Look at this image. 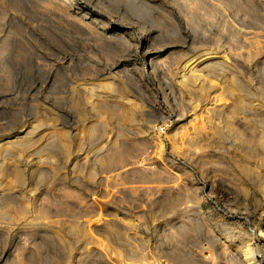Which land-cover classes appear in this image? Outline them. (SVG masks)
<instances>
[{
	"label": "rangeland",
	"instance_id": "1",
	"mask_svg": "<svg viewBox=\"0 0 264 264\" xmlns=\"http://www.w3.org/2000/svg\"><path fill=\"white\" fill-rule=\"evenodd\" d=\"M251 241L264 0H0V264H257Z\"/></svg>",
	"mask_w": 264,
	"mask_h": 264
},
{
	"label": "bare ground",
	"instance_id": "2",
	"mask_svg": "<svg viewBox=\"0 0 264 264\" xmlns=\"http://www.w3.org/2000/svg\"><path fill=\"white\" fill-rule=\"evenodd\" d=\"M218 58H220V56H218L217 54H212L210 52H207V53H204V54L199 55L194 60H192V62L190 63V72H188V74L190 73V75L192 76V72L194 70L196 71L199 66H204V67L209 66V65H211L213 63H216L217 60H218ZM124 117H125L124 119H126L128 122L129 121H132V115H131V113L129 111H127V112L124 113ZM17 179L18 178L15 177V181ZM253 242L251 241V243H249L247 245L246 251L253 258L256 259L257 264H264V254H263V250H261V248L257 245V243L255 244Z\"/></svg>",
	"mask_w": 264,
	"mask_h": 264
}]
</instances>
